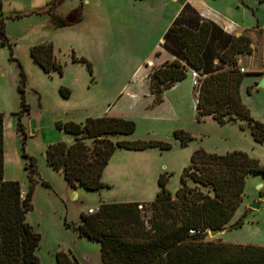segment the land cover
Listing matches in <instances>:
<instances>
[{
  "label": "rangeland",
  "instance_id": "1",
  "mask_svg": "<svg viewBox=\"0 0 264 264\" xmlns=\"http://www.w3.org/2000/svg\"><path fill=\"white\" fill-rule=\"evenodd\" d=\"M183 2L202 6L219 23L247 31L254 39V53L263 44L264 1L115 0V5H111L110 0H0V18L7 40L5 45L0 40L3 179L19 183L22 198L32 190V211L26 221L41 237L36 251L40 264H55V254L59 251L69 252L78 264H101L99 245L78 237L74 231L80 224V216L98 209L102 203L135 202L141 204V216L148 221L149 203L159 190L158 177L152 175L169 174L166 188L173 196L183 169L197 150L216 155L243 152L264 165V146L254 141L245 121L220 125L210 117L196 119L198 89L191 87L188 73L182 82L166 85L174 90L160 105L165 88L152 74L175 60L166 59L161 39L176 18L173 19L174 12L186 4ZM76 10L82 16L79 23L65 30L53 28L51 15L64 18ZM45 43L53 46V55L62 66L60 75L44 73L30 56L32 47ZM72 57L84 59L89 68L73 62ZM254 57L259 60L256 54ZM213 65L218 62L214 61ZM61 91L68 93L67 98ZM174 97L182 100L173 104ZM240 99L250 117L264 125V88L253 89L250 79H245ZM103 116L135 123L133 134L115 137L114 142L162 141L171 145L170 150H147L153 153L148 162L141 156L146 151H128L129 155L110 159L111 167H116L119 161L126 166L146 162L145 177L149 179L142 183H137L138 180L129 183L124 175L113 173L102 177L108 188L96 192L82 187L71 189L62 175L46 163L45 151L49 145L62 142L69 146L74 140L72 135L58 130L56 124H80L87 118ZM31 121L36 126L34 134L30 130ZM176 130L192 137L185 147L174 138ZM256 179L262 177L251 175L246 179L245 196L259 191L257 186L261 182ZM187 185L194 187L190 182ZM198 189L209 193L207 188ZM256 215L264 216V204L251 217L254 224L244 227L251 230L250 235L231 230L215 238L206 234L205 240L260 242L264 237V220L255 226Z\"/></svg>",
  "mask_w": 264,
  "mask_h": 264
},
{
  "label": "trees",
  "instance_id": "2",
  "mask_svg": "<svg viewBox=\"0 0 264 264\" xmlns=\"http://www.w3.org/2000/svg\"><path fill=\"white\" fill-rule=\"evenodd\" d=\"M81 18L76 10L64 18L51 15V23L55 29H64L76 25ZM162 39L161 48L175 60L155 70L152 78L166 90L167 84L185 80L188 69L196 71L203 77L195 104L196 119L210 117L220 125L245 121L254 141L264 146V125L250 117L239 95L246 74L239 73L236 58L250 54V39L226 34L189 4L182 6ZM0 40L1 45L6 44L1 18ZM30 56L44 73L61 74L62 66L50 43L32 47ZM72 61L89 68L84 59L72 57ZM214 61L218 65H213ZM66 94L61 95L67 98ZM56 128L74 140L69 146L62 142L49 145L45 151L47 165L60 173L71 189L82 187L89 192L108 188L101 177L116 150L168 151L171 147L154 140L114 142L113 138L135 131L133 121L115 117L87 118L80 124L57 123ZM173 136L181 147L192 140L182 130L174 131ZM3 162L0 114V264H40L36 251L41 237L26 221L32 211V190L22 198L19 183L3 179ZM31 165L34 169V163ZM251 175L264 178V165L243 152L216 155L197 150L183 169L173 196L166 188L170 175L163 173L158 177L159 190L149 203L148 221L143 220L139 203H102L94 214H82L74 231L78 237L99 245L101 264H264V247L205 240L209 230L242 228L244 216L229 223L242 203L245 181ZM187 182L194 187H188ZM196 186L207 188L209 193ZM55 264L78 262L69 252L59 251Z\"/></svg>",
  "mask_w": 264,
  "mask_h": 264
},
{
  "label": "crops",
  "instance_id": "3",
  "mask_svg": "<svg viewBox=\"0 0 264 264\" xmlns=\"http://www.w3.org/2000/svg\"><path fill=\"white\" fill-rule=\"evenodd\" d=\"M110 1L112 2L111 5H113L115 3V0H110ZM184 3H186V2H183V4ZM186 4H188V3H186ZM191 7L193 9H195L203 19L208 20V21H211V22L215 23L216 25L220 26V28L226 34H230V35H233L235 37L245 36V37H248L251 40V46H250L251 51H250V54H248V55H246V56L243 57V68H244V70L246 72L245 73L246 75H244L243 80L241 82V85L239 87V95H240L241 86H242L243 82L245 81V79H250L252 88L254 89L255 84L260 80L261 76L264 74V59L262 58L263 55H264V40H262L263 41V44L260 45V47L258 48V52L257 53L256 52L254 53L252 51V47H253V43H254L253 40L254 39L251 37V35H249L247 33V31L242 30V29H240L237 26H232L231 24H227V23L224 24L222 22H221L222 24L219 23V21H217L216 18H213L212 14L208 10H206L205 8H203L202 6H199V7H197V6H191ZM181 9H182V6L179 7L174 12L173 19L179 14V12L181 11ZM169 26H168V28H169ZM65 29L66 28L61 29V30H65ZM255 30L258 31V29H255ZM255 37H256V40H257V36L256 35H255ZM161 41H163V40L161 39ZM164 54L166 56V59L171 57L165 51H164ZM255 54H256V56H259V60L258 61L255 60V57H254ZM164 59H165V57H164ZM173 90H174L173 87L170 90L169 89L168 90H163V92H162L163 93V95H162L163 96L162 97V100L163 101L160 103V105L164 103V100H166L165 96L168 95V94H171L173 92ZM179 100H182V97ZM179 100H178V97H174V98H172V103L173 104H177ZM144 141H150V140H144ZM151 150L152 149H149L148 151L151 152ZM122 154L123 155H129L130 153L128 151H125V150L124 151L123 150H116L115 153L113 154V156L110 159H112V158L114 159L116 156H123ZM150 154L152 156L153 153H147V150H146V153H142L141 156H142V158H145L146 159L145 161L148 162L149 161ZM109 164H110V160H109L106 168L103 171L102 177L104 175H110V174H113V173L114 174H117V175H122V176L124 175L125 178H126V180L129 183H134V181H137V180H138L137 183H142V182H144L146 180V178L149 179V177H145V171H146L145 166H146V162L141 163L139 166H126L123 161H119L118 162V165L116 167H111ZM125 170H128V173H125ZM129 173L132 174L133 176L130 175ZM134 176L136 178L135 180L132 179ZM152 176L154 178L159 177V172H156ZM258 176H260V175H258ZM102 177H101V180H102ZM142 178H145V179L140 180ZM257 180H258V182H261V184L258 185V186H261V188L259 189V191L257 192L256 195L245 196V194L243 192L244 195H243V198H242V203H241L240 207L237 209V211L235 212L234 216L232 217L229 225L234 224L236 221H238L239 219H241L243 216L245 217V219H244L242 228L237 229V230H233V231H237V232L239 231V232H242L244 234H246V232H247L248 233L247 235H250L251 234V230L250 229H244V227L247 226V225L249 226V224H251V225L254 224V222H252V218L251 217L253 216V214L257 213V211L249 210L247 208V206L251 202L257 201V199H258V197L260 195H264V178L262 177V179H256V181ZM263 204H264V202L262 203L261 209L263 208ZM254 217H255V219L258 218L257 215L254 216ZM263 217L264 216H261L258 219H256V225L255 226H257L259 224V221L260 220H264ZM228 231L229 230H226L224 234L226 235V233ZM208 241L209 242H215V243H221V244H227V245H241V246H249L250 245V246L264 247V237L263 238L262 237L260 238V242L248 241V240H245V239L233 240V239H226V238L225 239H218V240H208Z\"/></svg>",
  "mask_w": 264,
  "mask_h": 264
},
{
  "label": "water",
  "instance_id": "4",
  "mask_svg": "<svg viewBox=\"0 0 264 264\" xmlns=\"http://www.w3.org/2000/svg\"><path fill=\"white\" fill-rule=\"evenodd\" d=\"M260 88H264V74L261 76L260 80L255 84L254 89H260ZM35 124L33 121L30 122V130H31V134L35 133ZM261 186H258L257 189H260ZM264 202V195H260L257 199V201H253L251 202L247 208L249 210L252 211H259L261 209L262 203ZM226 231V229L223 230H209L207 231V234L209 235V237L211 238H215L218 237L222 234H224Z\"/></svg>",
  "mask_w": 264,
  "mask_h": 264
},
{
  "label": "built area",
  "instance_id": "5",
  "mask_svg": "<svg viewBox=\"0 0 264 264\" xmlns=\"http://www.w3.org/2000/svg\"><path fill=\"white\" fill-rule=\"evenodd\" d=\"M248 54H243V55H239L236 58V68L238 69L240 74H245V70L243 68V57L246 56ZM188 76L190 78L191 81V87L194 89H198L200 86V81L203 77H201L199 75V73H197L196 71L192 70V69H188ZM96 210H90L88 212V214H94ZM191 234H199V232H191Z\"/></svg>",
  "mask_w": 264,
  "mask_h": 264
}]
</instances>
